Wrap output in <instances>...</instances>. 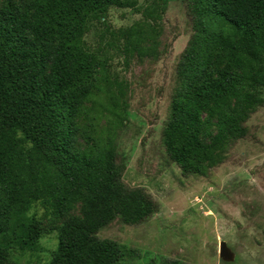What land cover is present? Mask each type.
Here are the masks:
<instances>
[{
    "label": "trees",
    "instance_id": "trees-1",
    "mask_svg": "<svg viewBox=\"0 0 264 264\" xmlns=\"http://www.w3.org/2000/svg\"><path fill=\"white\" fill-rule=\"evenodd\" d=\"M169 1L152 0L136 9L143 21L109 31L108 45L126 67L156 53L157 20ZM185 1L193 35L177 68L163 141L183 174L206 175L225 161L229 145L247 137V122L264 106V0ZM124 5L0 1V264L13 248L36 250L43 233L27 216L35 203L58 217L84 204L81 219L60 227L50 264H128L135 252L98 234L116 220L138 225L159 212L145 189L123 182L126 166L117 162L112 139L85 133L93 144L78 147L77 119L97 95L95 75L106 70L84 38L112 7ZM103 76L115 88L114 112L122 118L128 82ZM204 113L217 130L209 145L202 140Z\"/></svg>",
    "mask_w": 264,
    "mask_h": 264
},
{
    "label": "rangeland",
    "instance_id": "rangeland-1",
    "mask_svg": "<svg viewBox=\"0 0 264 264\" xmlns=\"http://www.w3.org/2000/svg\"><path fill=\"white\" fill-rule=\"evenodd\" d=\"M124 1L123 7H112L105 19L95 22L84 38L87 48L105 60L106 70L99 69L95 75L97 95L77 119L78 147L84 150L93 144L85 133L95 140L112 139L117 162L126 166L123 182L145 189L160 209L138 225L116 220L98 237L134 251L135 255L126 257L128 264H264V106L247 122V137L227 147L222 164L209 168L206 175L183 174L168 156L163 130L170 116L177 68L193 35L187 3H167L157 20L156 53L133 59L126 67L108 45L109 31L143 21L136 9L142 11L152 0ZM104 73L111 80L118 77L128 82L129 107L121 120L114 112L115 88L105 81ZM203 121L202 140L209 145L217 134L215 120L204 113ZM83 215L82 202L62 217L40 203L33 204L27 216L40 223L43 236L36 250L13 248L5 264H50L60 227ZM222 242L233 254L232 261L221 259Z\"/></svg>",
    "mask_w": 264,
    "mask_h": 264
},
{
    "label": "water",
    "instance_id": "water-1",
    "mask_svg": "<svg viewBox=\"0 0 264 264\" xmlns=\"http://www.w3.org/2000/svg\"><path fill=\"white\" fill-rule=\"evenodd\" d=\"M220 257H221V259H223L225 261H232L233 260V254L230 252V250L228 249L227 244L225 242L221 243Z\"/></svg>",
    "mask_w": 264,
    "mask_h": 264
}]
</instances>
